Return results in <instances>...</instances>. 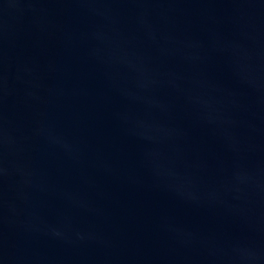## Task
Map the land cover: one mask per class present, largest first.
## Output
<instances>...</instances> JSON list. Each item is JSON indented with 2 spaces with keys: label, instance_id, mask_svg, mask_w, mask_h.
I'll return each instance as SVG.
<instances>
[{
  "label": "water",
  "instance_id": "obj_1",
  "mask_svg": "<svg viewBox=\"0 0 264 264\" xmlns=\"http://www.w3.org/2000/svg\"><path fill=\"white\" fill-rule=\"evenodd\" d=\"M0 264H264V0H0Z\"/></svg>",
  "mask_w": 264,
  "mask_h": 264
}]
</instances>
